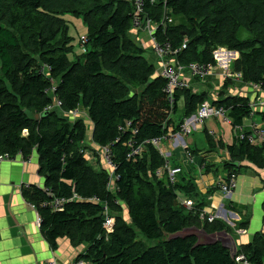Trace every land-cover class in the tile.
<instances>
[{
  "label": "trees",
  "instance_id": "obj_1",
  "mask_svg": "<svg viewBox=\"0 0 264 264\" xmlns=\"http://www.w3.org/2000/svg\"><path fill=\"white\" fill-rule=\"evenodd\" d=\"M132 15L127 0H0V155L20 153L28 160L35 152L44 187L57 197L73 198L63 211L55 212L40 206L46 199L40 189L23 192L38 212L40 230L52 249L63 238L73 247L86 245L75 262L237 264L219 243L200 246L193 236L172 238L194 226L208 233L232 232L220 220L200 221L182 205L179 194L196 197L182 167L175 166L181 172L171 184L165 175L155 176L165 160L152 144L129 157L130 141L138 146L166 135L180 99L184 118L207 100V94L189 89L177 90L171 97L165 92L166 81L155 74L145 50L132 40ZM68 16L80 20L86 32V41L78 40L82 53L74 60L68 58L73 52ZM172 16H183L186 23L159 26L154 36L180 49L177 63L214 65L213 53L225 48L239 54L233 70L264 92V0L146 1L144 17L155 24ZM52 86L55 91L50 93ZM55 99L62 112L43 116ZM213 104L228 111L234 126H241L252 113L247 98L229 97ZM75 109L86 112L92 143L112 152L115 193L106 190L108 169L97 170L85 154L89 148L85 117L69 119L62 114ZM25 112L40 118L30 119ZM228 151L224 174L232 170L237 175L243 161L264 168V144L235 139ZM103 206L114 219L108 234ZM246 225L240 223V228ZM240 254L251 264H264V234L256 233L250 244L237 249L236 256Z\"/></svg>",
  "mask_w": 264,
  "mask_h": 264
},
{
  "label": "crops",
  "instance_id": "obj_2",
  "mask_svg": "<svg viewBox=\"0 0 264 264\" xmlns=\"http://www.w3.org/2000/svg\"><path fill=\"white\" fill-rule=\"evenodd\" d=\"M66 21L69 25V35L73 38V55L69 54L68 58L74 60L82 53L80 49L83 47L78 45V40L85 36L86 32L81 26L83 32L78 37L67 17ZM74 21L82 24L80 20ZM185 23V17L172 16V25ZM72 30L76 34L72 33ZM130 35L136 44L145 50L146 59L154 65L155 74L159 75L161 67L152 52L149 36L134 29ZM217 50L214 70L205 81L192 79L187 73L184 75L189 90L197 94H207L205 101L211 103L229 97L247 98L251 105L256 106L253 107L251 116L242 120L240 127L243 132L251 131L255 124L264 127V108L257 105L258 99L264 97V92L255 89L254 84L244 82L241 74L233 70V64L239 58L237 52L224 48ZM184 105V100L180 99L177 112L170 116V126H167L163 146L170 164L182 167L195 189L194 199L179 194V200L191 199L196 206L200 205L201 210L221 216L223 219L220 221L231 228L230 234L239 249L250 244L256 233L264 234V168L258 169L248 161L240 162L236 188L229 197H224L216 186L224 177L225 162L230 161L228 148L235 140L232 120L229 118V123L214 119L206 121L202 128L194 131L203 135L202 141L190 137L185 141L187 136L172 138V132L177 134L175 129L185 117ZM208 137L212 146L208 144ZM90 142L88 145L90 148H86L85 154H88L89 162L97 170H102L106 166L95 153L98 148L92 143L91 138ZM187 152L190 154L197 152V155H194V162H188L185 154ZM204 162L207 166H203ZM42 187L44 180L38 173V157L35 152L25 162L17 157L14 162L0 163V264H43L51 259L57 260L59 264H71L86 251V245L73 247L66 238L59 239L55 249L49 246L37 223L38 212L23 195L24 191ZM124 213L123 216L127 218L126 209ZM225 218L229 223L224 220ZM243 222H247V225L240 228V223Z\"/></svg>",
  "mask_w": 264,
  "mask_h": 264
},
{
  "label": "built area",
  "instance_id": "obj_3",
  "mask_svg": "<svg viewBox=\"0 0 264 264\" xmlns=\"http://www.w3.org/2000/svg\"><path fill=\"white\" fill-rule=\"evenodd\" d=\"M127 1L131 2L133 6L132 29L138 32H143L149 36L152 52L157 60V63L161 67L158 76L162 77L166 81L165 92H167L170 97L177 90L189 89V86L184 79V75L186 73L190 76V78L199 80L200 82L205 81L207 77L212 75L214 66L216 64L215 58L217 56L218 50H216L213 53V57L215 60L214 65L197 63V62L191 63L187 66L180 65L175 60L176 58L175 56L179 53L180 49H174L169 42L167 41L160 42L154 36L157 27L161 26L164 28L166 24H171L172 18L164 17L162 22H160L159 24H155L151 19L144 17L145 4L147 0H127ZM151 1L153 2L154 0ZM81 40L82 42L86 41L84 37ZM185 48L186 46L185 44H183L182 49ZM254 88L261 90L259 84H254ZM54 91H55L54 86H52L48 90V92L50 93H53ZM257 105L264 108V97L258 99ZM254 106L256 105L255 104L251 105L250 103L251 110H253ZM54 110H59L60 112H62L61 103L57 99H55V102L51 105H48L45 109L46 112H50ZM62 114L67 116L69 119H77L79 117H82V112L80 109H75L73 111H70L69 113H62ZM211 119L218 120L222 123L230 122V119L228 117V111L223 106L215 105L210 101H204L197 107L196 112L194 114L183 119L181 125H179V130L175 131L177 134L172 132L171 137L172 138H176L178 136L188 137L197 129L202 128L205 122ZM233 130H234L235 139L237 140H247L252 145L264 144V127L261 125L255 124L253 129L249 132H243L240 126H234ZM212 136H214L213 133ZM165 137L166 135L163 138L153 139L150 142L146 141L138 146H135L134 143L130 141L128 143L129 144L128 146L130 148L129 157H133L141 154L143 151V146L145 144L148 143L152 144L158 150L160 155L163 156L165 160L163 167L155 171V176L157 178H161L162 176L165 175L167 180L171 184H174L176 181V176L181 172V168L172 166L168 160V154L164 153L163 146H164ZM97 148H98L97 154L102 159V161L106 165V168L108 169L106 190L111 193H115L117 191V188L114 190L113 188L116 187L115 182L117 180V176L114 173L116 169V165L112 161V152L108 146H101V147L99 146ZM185 154L188 162H194L195 160L194 155H191L189 152ZM17 157H20L23 162L26 161V159H24L20 153H17L16 155H10L9 153H4L0 155V163L5 161L14 162L17 159ZM236 181H237V175L235 174V172L230 170L229 173H227L225 177L222 178L221 181H219V183L217 184V188L223 194L224 197H229L236 188ZM40 190L46 196V199L40 204V206L43 208H49L50 210L55 212L63 211L64 205L73 199V198L65 199L62 197H57L51 192L50 189L46 187H42L40 188ZM91 201L97 203L98 199L92 198ZM181 203L185 208L188 209L193 208L194 206V204L191 201H181ZM32 207L35 208L33 205ZM102 215L104 218L103 228L107 234L111 233L113 231L114 219L110 215V211L107 206H103ZM200 218L204 220V215L200 214ZM214 218H215L214 216L207 217L208 223L209 224L213 223ZM219 218L223 219L221 216ZM224 220L228 222L227 218H225ZM37 223L38 225H40L39 215L37 218ZM235 261L237 264H251L249 260L242 254L237 255ZM43 264H59V262L55 259H51ZM71 264H88V263L84 261H77Z\"/></svg>",
  "mask_w": 264,
  "mask_h": 264
},
{
  "label": "water",
  "instance_id": "obj_4",
  "mask_svg": "<svg viewBox=\"0 0 264 264\" xmlns=\"http://www.w3.org/2000/svg\"><path fill=\"white\" fill-rule=\"evenodd\" d=\"M184 35V32H182ZM30 119L39 120L40 115H32L31 113L25 112ZM48 113L45 112L43 116ZM237 165V164H235ZM193 236L197 239L196 245H213L216 243L221 244L224 248L229 250L232 258H235L237 253V245L230 232L224 230L220 232L208 233L204 228H198L196 226L186 228L173 235L172 238H186Z\"/></svg>",
  "mask_w": 264,
  "mask_h": 264
},
{
  "label": "rangeland",
  "instance_id": "obj_5",
  "mask_svg": "<svg viewBox=\"0 0 264 264\" xmlns=\"http://www.w3.org/2000/svg\"><path fill=\"white\" fill-rule=\"evenodd\" d=\"M67 20L70 22V26L72 27V29L73 28H75V31H76V33H77V35H78V37H80V34L83 32V29H85V27L82 25V24H80V23H76V21H74V20H76V19H71L70 18V16H68L67 17ZM81 26H83V29L81 28ZM74 31L72 30V33H73ZM75 33V32H74ZM75 33V34H76ZM143 33V32H142ZM132 40H134L133 38H132ZM72 54V53H71ZM73 55V54H72ZM81 110V109H80ZM81 112H82V117H86V114L83 112V110H81ZM85 119V123L87 124V132H86V140H85V143H86V145H90L91 144V142H90V138H91V132H92V126H91V123L89 122V120L87 119V118H84ZM192 134H193V136H192ZM190 136H188L186 139H185V141L190 137V139H198L199 141H202V139H203V135H200V134H196L195 132H193ZM192 136V137H191ZM189 139V140H190ZM198 141V142H199ZM90 148V147H89ZM90 152H92V150H90ZM95 152V151H94ZM96 153V152H95ZM206 211V210H205ZM231 233V232H230Z\"/></svg>",
  "mask_w": 264,
  "mask_h": 264
},
{
  "label": "bare ground",
  "instance_id": "obj_6",
  "mask_svg": "<svg viewBox=\"0 0 264 264\" xmlns=\"http://www.w3.org/2000/svg\"><path fill=\"white\" fill-rule=\"evenodd\" d=\"M227 173H225L224 174V177H225V175H226ZM223 177V178H224ZM107 184V183H106ZM114 189H116V187L115 188H113V190ZM183 201H191V200H187V199H185V200H183ZM192 203H193V201H191ZM194 204V203H193ZM187 210H189V211H191V212H193V215L195 216V217H197L200 221H207V217H209V216H214L215 218H214V221L215 220H220V218L218 217V215H216V214H210V213H207L206 211H204V210H201V209H194V208H190V209H188V208H186ZM200 214H203L204 215V220H202L201 218H200ZM213 221V222H214ZM208 222V221H207ZM235 258H236V256H235Z\"/></svg>",
  "mask_w": 264,
  "mask_h": 264
}]
</instances>
